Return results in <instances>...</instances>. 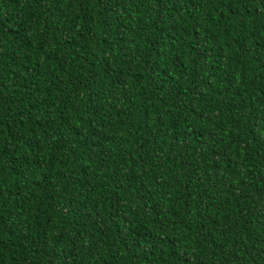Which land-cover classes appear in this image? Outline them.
Returning a JSON list of instances; mask_svg holds the SVG:
<instances>
[{"label": "trees", "instance_id": "16d2710c", "mask_svg": "<svg viewBox=\"0 0 264 264\" xmlns=\"http://www.w3.org/2000/svg\"><path fill=\"white\" fill-rule=\"evenodd\" d=\"M0 264H264V0H0Z\"/></svg>", "mask_w": 264, "mask_h": 264}]
</instances>
